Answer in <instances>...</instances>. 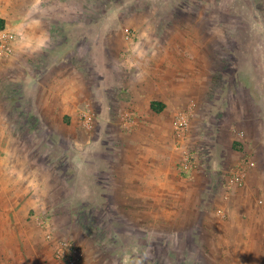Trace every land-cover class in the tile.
<instances>
[{
  "label": "rangeland",
  "instance_id": "obj_1",
  "mask_svg": "<svg viewBox=\"0 0 264 264\" xmlns=\"http://www.w3.org/2000/svg\"><path fill=\"white\" fill-rule=\"evenodd\" d=\"M74 1L72 14L84 3L92 18L91 27L65 26L83 73L77 114L50 107L40 73L0 66V264H199L200 233L205 264H253V238L238 226L264 205V0ZM150 74L163 90L170 75L178 84L168 125L161 116L162 172L171 179L161 188L189 190L191 179L206 178L199 187L212 191L193 203L167 191L147 196L155 184L134 179L144 169L125 167L145 158L146 146L131 138L142 118L127 111L123 90ZM83 110L93 114L92 127ZM181 111L195 158L187 173L175 146ZM240 166L243 190L222 198ZM195 204L198 212L186 211ZM71 247L81 254L72 256Z\"/></svg>",
  "mask_w": 264,
  "mask_h": 264
},
{
  "label": "crops",
  "instance_id": "obj_2",
  "mask_svg": "<svg viewBox=\"0 0 264 264\" xmlns=\"http://www.w3.org/2000/svg\"><path fill=\"white\" fill-rule=\"evenodd\" d=\"M74 4V0H0V18L4 19L5 27L13 30L16 34L13 42L14 52L10 57L0 59V66L10 61L15 62V64L19 63L21 66L26 65L29 68L28 72L31 75H35V71L38 74L40 73L42 78L46 80L47 88L50 93V107L54 110H58L62 114L73 115L77 114L80 109L79 99L81 96L78 94V91L81 89H76V86L78 84L81 85L83 73L81 72L80 67L75 65L76 63L72 59V53H74L72 50L75 49V47L77 48L79 44L69 42V29H66L65 26L69 24L72 25V27H75V25L77 27L83 22H88L90 27L92 25V18L89 13L90 9H86L85 4L82 3L79 5L83 7L85 11L80 12L79 14H72L70 10L71 6ZM73 29L76 30V28ZM88 30L90 33L85 34V38L92 35V28H89ZM93 32L95 33V30ZM107 35L108 34L106 33L104 34V36ZM66 52L68 56L66 55V57H63L65 56L63 53ZM31 57L37 58L35 59L37 60L36 63L30 61ZM30 69L33 70L34 74L30 72ZM29 74L27 73V75ZM154 74L153 76L150 74L148 77L138 76L136 83L137 86L134 83L132 89H130L128 85V89L123 90V94H126L129 98L128 104L130 107H128L130 110L127 111H129V113L131 112L133 115L135 114L137 118H142L140 121H134L135 123L132 127L137 123L136 130L138 132L133 131V133L130 134L132 136L131 138L135 139L137 138L135 135H139L138 142L143 144L144 147L146 146V157L140 160H129V162L125 164V167L129 165L135 167V165H138L144 169L145 175L141 176L137 174V176H134V179H137V181L140 180L144 183L146 182L148 185L152 182L155 184V188H153L154 192L151 194L150 192H146L147 196L154 195L161 197L167 192H170L173 193L171 196L175 197L176 201L186 196L191 197L193 203V196H206L212 191L209 187H206V189L200 188L203 186L206 178L191 179L190 184L192 189L189 190L173 189L174 192H171V189L164 191L161 188L162 180H164V182L171 181V179L166 178V174L162 172V167L165 162H163L161 154L162 143L159 139V135H161L163 128L162 125L164 124L161 123V116H166L164 117L166 119L164 121V126L166 125V122L168 125L170 118H168L169 116L166 115V113L170 110L171 99L177 96L178 84L176 79L174 80L173 78L172 80L170 78V76H172L170 75L169 79L166 80V83L169 84V89L163 90L161 77H156ZM131 81V79L123 80V82L127 84H130ZM150 94L152 96H150ZM139 97L145 98V105H141V102L138 100ZM152 100L163 102L165 108L160 112L153 111L150 108V102ZM132 123L133 122H129L128 125H132ZM166 128L167 126L165 129ZM141 140L143 142H141ZM122 171L128 175L127 180H129V173L126 172V169H123ZM173 174L175 177V171ZM157 183H159V185ZM245 184L246 182L244 180L243 183L231 187L230 190L225 189V186L224 188L222 187L223 194L221 197L228 198L233 194L235 189L238 190L242 188L243 190ZM254 206L253 222L249 223L246 221L242 223L245 226L241 227L242 224H240L238 228L244 229L248 234L247 237L253 238V264H264V205L255 204ZM199 208H201V205L195 204L192 209L186 207V211L198 212ZM180 210H182V207ZM224 213L225 211H223V214ZM202 223L203 220L200 223L199 221L196 223V225H200L201 229L199 232L204 229ZM227 223L229 224L230 222ZM246 223L249 224L247 225ZM200 234L194 238L197 239L196 243H199L202 246V252L198 255V262L199 264H205L204 260L208 255V251L204 245L206 241H204V237H200ZM247 250L248 247L245 248L246 252Z\"/></svg>",
  "mask_w": 264,
  "mask_h": 264
},
{
  "label": "built area",
  "instance_id": "obj_3",
  "mask_svg": "<svg viewBox=\"0 0 264 264\" xmlns=\"http://www.w3.org/2000/svg\"><path fill=\"white\" fill-rule=\"evenodd\" d=\"M130 33V32H129ZM132 34V33H131ZM130 34V35H131ZM15 32L7 27L0 29V59L10 57L13 52V42L15 40ZM84 118V124L88 127L93 126V114L90 111L82 112ZM190 122L188 114L185 111L178 112L174 120V130L176 135V148L181 153L180 167L183 172H190L195 166L194 154L185 145V134L189 130ZM245 166H240L237 168L232 176L226 179V188L230 189L235 185H240L244 181L246 175ZM70 254L74 257H78L81 253L78 249L71 247Z\"/></svg>",
  "mask_w": 264,
  "mask_h": 264
},
{
  "label": "trees",
  "instance_id": "obj_4",
  "mask_svg": "<svg viewBox=\"0 0 264 264\" xmlns=\"http://www.w3.org/2000/svg\"><path fill=\"white\" fill-rule=\"evenodd\" d=\"M5 27V21L4 19L0 18V29H3ZM150 108L155 112H160L165 108V104L161 101L152 100L150 102Z\"/></svg>",
  "mask_w": 264,
  "mask_h": 264
}]
</instances>
